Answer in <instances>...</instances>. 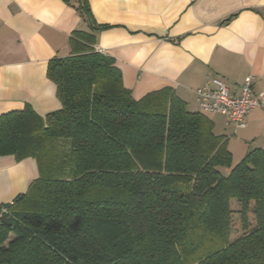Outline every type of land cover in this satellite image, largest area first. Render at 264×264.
<instances>
[{
	"label": "trees",
	"instance_id": "obj_1",
	"mask_svg": "<svg viewBox=\"0 0 264 264\" xmlns=\"http://www.w3.org/2000/svg\"><path fill=\"white\" fill-rule=\"evenodd\" d=\"M62 1L108 28L90 0ZM75 35L47 70L61 109L0 117V158L39 169L0 208V264H264V149L235 163L207 114L171 88L136 99L115 59Z\"/></svg>",
	"mask_w": 264,
	"mask_h": 264
},
{
	"label": "crops",
	"instance_id": "obj_2",
	"mask_svg": "<svg viewBox=\"0 0 264 264\" xmlns=\"http://www.w3.org/2000/svg\"><path fill=\"white\" fill-rule=\"evenodd\" d=\"M95 30L62 0H0V117L32 108L39 116L61 109L50 62L70 57L76 33L93 36L95 51L115 59L133 97L171 88L191 112L196 90L221 79L239 96L248 76L264 93V0H90ZM228 149L244 156L264 149V106L237 129L208 115ZM225 133L217 134L218 129ZM241 159V160H242ZM235 162V161H234ZM39 177L34 159L0 158V208L25 194Z\"/></svg>",
	"mask_w": 264,
	"mask_h": 264
},
{
	"label": "built area",
	"instance_id": "obj_3",
	"mask_svg": "<svg viewBox=\"0 0 264 264\" xmlns=\"http://www.w3.org/2000/svg\"><path fill=\"white\" fill-rule=\"evenodd\" d=\"M104 54L103 51H98ZM199 111L207 115L222 116L237 129L247 127L248 116L264 106V93L254 89V78L248 76L239 96L232 94L227 85L218 78H209L205 85L196 90ZM6 213L1 209L0 219Z\"/></svg>",
	"mask_w": 264,
	"mask_h": 264
},
{
	"label": "rangeland",
	"instance_id": "obj_4",
	"mask_svg": "<svg viewBox=\"0 0 264 264\" xmlns=\"http://www.w3.org/2000/svg\"><path fill=\"white\" fill-rule=\"evenodd\" d=\"M219 133H225V130L222 128H220V129H218L217 130V134H219ZM242 156H240V154H238L237 152H235V156H234V161H235V163H238L239 161H241V158ZM233 210L234 211H239L240 210V206L237 204V203H234L233 204ZM237 227H238V225H237Z\"/></svg>",
	"mask_w": 264,
	"mask_h": 264
},
{
	"label": "water",
	"instance_id": "obj_5",
	"mask_svg": "<svg viewBox=\"0 0 264 264\" xmlns=\"http://www.w3.org/2000/svg\"><path fill=\"white\" fill-rule=\"evenodd\" d=\"M1 223H2V224H5V225H7V226H11V222H10V220H9V218H8L7 216H3V217L1 218Z\"/></svg>",
	"mask_w": 264,
	"mask_h": 264
}]
</instances>
